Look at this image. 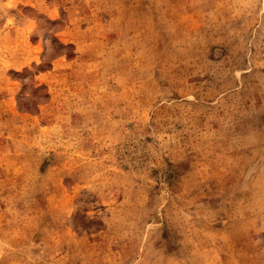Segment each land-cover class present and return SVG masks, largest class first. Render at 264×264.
I'll return each instance as SVG.
<instances>
[{
	"label": "rangeland",
	"instance_id": "374dc122",
	"mask_svg": "<svg viewBox=\"0 0 264 264\" xmlns=\"http://www.w3.org/2000/svg\"><path fill=\"white\" fill-rule=\"evenodd\" d=\"M0 264H264V0H0Z\"/></svg>",
	"mask_w": 264,
	"mask_h": 264
}]
</instances>
